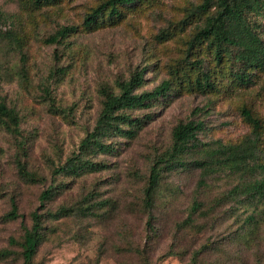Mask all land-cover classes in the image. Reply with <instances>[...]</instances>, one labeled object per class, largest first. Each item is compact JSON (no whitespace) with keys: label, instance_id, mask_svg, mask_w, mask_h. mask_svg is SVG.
<instances>
[{"label":"rangeland","instance_id":"1","mask_svg":"<svg viewBox=\"0 0 264 264\" xmlns=\"http://www.w3.org/2000/svg\"><path fill=\"white\" fill-rule=\"evenodd\" d=\"M104 1L56 0L35 9L28 0H0V102L15 109L21 122L20 136L0 125V251L14 252L0 256V264H23L20 246L10 239L22 241L40 194L50 185L59 193L47 208L69 212L45 221L37 264H138V256L128 251L137 246H147L151 264H189L192 252L203 246L209 250L199 256V264H264V201L246 204L242 193L231 196L244 179L262 180L264 169L241 173L214 157L219 145H241L252 135L240 112L243 106L264 121V69L251 70L245 83L240 64L226 56L217 62L209 45L187 52L205 19L193 13L202 0H139L124 9L120 20L105 15L86 29L85 18ZM261 24L264 39V15ZM71 26L77 27L75 33L52 40ZM185 57L203 61L212 90H199L196 70L178 66ZM138 73L144 82L136 93L168 79L175 87L149 108L129 112L134 119H150L133 138H109L113 152L92 156L104 165L99 170L54 176L53 169L77 153L94 128L103 89L118 94V84ZM187 121L203 122L200 147L185 157V168L164 170L148 212L144 189L150 167L170 148L174 127ZM256 158L264 164V132ZM195 161L206 167L194 166ZM21 162L39 181L24 177ZM12 197L23 218H5ZM195 199L214 212L198 218L204 226L199 234L179 231ZM249 216L255 219L251 224ZM251 226L246 242L240 235ZM171 249L176 254L164 257Z\"/></svg>","mask_w":264,"mask_h":264},{"label":"trees","instance_id":"2","mask_svg":"<svg viewBox=\"0 0 264 264\" xmlns=\"http://www.w3.org/2000/svg\"><path fill=\"white\" fill-rule=\"evenodd\" d=\"M29 4L39 9L47 6L56 0H28ZM139 0H106L92 10L84 20V27L93 29L99 24L100 18L107 15L109 20H120L124 16V9L131 7ZM194 14L205 16L203 25L196 30L193 37L188 42L187 52L191 53L200 45H209L215 55L217 62H221L224 57L240 64V80L245 83L250 82L251 70L264 69V39L260 35L262 28L261 20L264 15V0H202V3L195 8ZM77 31V27H65L58 32L56 38H65ZM181 68L189 67L196 70L195 86L201 90H212L214 84L211 76L203 70V61L190 62L187 57L179 61ZM177 73V72H176ZM1 82V73H0ZM141 73L134 75L129 81L119 83L120 92H112L108 87L103 89L102 109L92 131L86 134L81 141L77 153H74L66 161L53 169V175H64L66 177H76L87 171H96L104 165H99L92 160V156L102 152H113L114 147L108 143L112 136H127L133 138L138 130L143 126L144 118H132L129 112L138 109H147L162 98H167L175 87V83L168 79L163 81L158 87L149 92L136 93V90L143 84ZM242 117L252 129V135L241 145H219L214 149V157L217 162L224 161L223 164L238 171L245 172L254 167H262L264 164L257 163L258 143L264 132V121L253 113L247 106L240 110ZM20 118L17 111L9 107L5 102H0V125L15 136L21 135ZM204 128L203 122L187 121L181 122L174 127L172 132V143L170 148L158 159H156L149 170L147 186L144 189V205L148 212L154 207L155 197L161 183L164 170H173L177 167L187 166L185 157L193 150L199 149V132ZM23 155L26 156L23 145L21 147ZM194 166L203 167L201 162L195 161ZM21 173L31 182L39 181L37 177L26 170V165L21 162L18 166ZM245 177V176H244ZM43 180V179H42ZM203 181L200 182L203 185ZM59 189L53 185L41 192L39 196V206L30 214L31 225L25 229L21 242L10 239V244L19 245L21 248L23 264H37L35 257L38 249L45 237L44 223L46 220H58L68 214V210L60 209L58 212L50 211L48 203L59 193ZM243 194L244 203L264 201V178L262 180L246 181L234 188L231 196ZM11 209L5 215L7 220H17L23 218L19 213L16 199L12 197ZM205 203L195 199L187 219L179 224V231H193L195 234L202 232L204 226L198 224V218H211L214 208L206 209ZM254 217L247 218V224L254 222ZM150 226V224H149ZM254 226L248 231H244L240 237L245 236L249 241L247 233L253 231ZM150 231L155 232L150 226ZM208 247L203 246L192 252V259L189 264H199V256L208 252ZM138 256V264H151L150 252L147 246L132 247L128 250ZM14 254L11 250L0 251V256L10 257ZM176 254L173 249L164 255L172 256Z\"/></svg>","mask_w":264,"mask_h":264}]
</instances>
